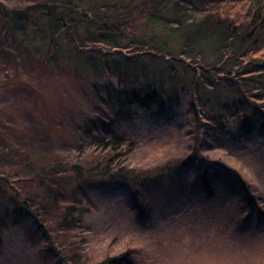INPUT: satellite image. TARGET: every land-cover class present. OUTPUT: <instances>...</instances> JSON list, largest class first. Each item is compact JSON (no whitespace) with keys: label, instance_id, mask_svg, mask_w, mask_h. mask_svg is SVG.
Here are the masks:
<instances>
[{"label":"rangeland","instance_id":"obj_1","mask_svg":"<svg viewBox=\"0 0 264 264\" xmlns=\"http://www.w3.org/2000/svg\"><path fill=\"white\" fill-rule=\"evenodd\" d=\"M44 1L51 0H0V155L4 146L12 150L0 156V177L8 179L6 184L0 178V188L11 185L17 192L6 213L0 210V264H100L126 249L136 264H264V141L240 138L230 120L220 133L195 143L184 95L162 115L132 111L116 118L105 137L129 140L131 152H101L96 140L102 135H88L86 127L96 116L114 114L91 88L82 60L65 55L47 64L34 51L40 42L30 32L41 24L40 11L23 22L22 34L13 31L21 24L3 26V10ZM194 148L224 174H237L253 202L230 185L229 175L210 171L206 184L198 182L204 168L188 160ZM28 162L43 172L59 163L78 165L86 183L79 185L71 174L62 177L53 196L56 207L44 210L29 201L36 218L18 217L17 200L45 191L32 180L33 171L26 172ZM106 164L135 178L168 177L141 194L139 213L126 187L86 180ZM67 208L74 209L67 214L73 222L60 228Z\"/></svg>","mask_w":264,"mask_h":264},{"label":"trees","instance_id":"obj_2","mask_svg":"<svg viewBox=\"0 0 264 264\" xmlns=\"http://www.w3.org/2000/svg\"><path fill=\"white\" fill-rule=\"evenodd\" d=\"M36 11H40L41 24L38 28L34 25L30 33L40 46L34 51L47 64L65 55L78 56L81 70L92 78L91 88L103 94L105 104L111 107L114 117L96 116L85 130L88 135L93 130L102 135L96 140L101 152H131L129 140L114 134L105 137L116 118H128L132 111L162 115L176 108L184 95L195 143L220 133L230 120L240 138L264 141V0H51L22 11L3 10L8 22L3 26L15 22L21 24L19 29ZM17 29L13 31L22 34V29ZM4 148L1 157L12 151ZM188 160L204 168L198 182L206 184L210 171L216 176L229 175L219 163L207 162L200 148H194ZM108 167L90 168L95 171L89 172L86 180L126 187L139 213L141 194L168 177L157 173L135 178ZM33 168L30 162L25 165L26 172L33 171L32 180L45 191L37 198L17 200L13 212L18 217L27 214L36 218L30 202L44 210L57 205L53 196L62 177L71 174L79 185L86 183L78 165L59 163L51 172ZM229 177L230 185L237 184L252 203L239 176L231 173ZM0 178L7 184V178ZM0 194L4 214L17 192L10 185L0 188ZM73 210L65 209L58 227L73 222L67 217ZM132 254L126 249L100 264H136Z\"/></svg>","mask_w":264,"mask_h":264}]
</instances>
